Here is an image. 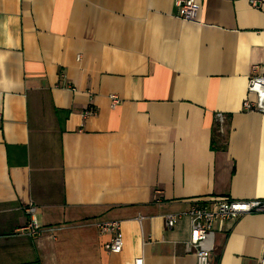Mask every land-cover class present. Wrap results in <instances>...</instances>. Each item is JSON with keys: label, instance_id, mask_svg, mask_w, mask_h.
<instances>
[{"label": "crops", "instance_id": "obj_1", "mask_svg": "<svg viewBox=\"0 0 264 264\" xmlns=\"http://www.w3.org/2000/svg\"><path fill=\"white\" fill-rule=\"evenodd\" d=\"M195 1L187 21L177 0H0V264H196L166 215L264 198V114L243 108L264 0ZM263 247L264 214L217 223L210 264Z\"/></svg>", "mask_w": 264, "mask_h": 264}, {"label": "built area", "instance_id": "obj_2", "mask_svg": "<svg viewBox=\"0 0 264 264\" xmlns=\"http://www.w3.org/2000/svg\"><path fill=\"white\" fill-rule=\"evenodd\" d=\"M251 4L259 7L258 0H250ZM180 15L184 20L195 21L199 7L195 0H177ZM113 103H118L119 98L112 96ZM246 111H256L264 114V73H259L253 67L248 80L247 96L243 101ZM87 110L86 115L94 114ZM222 119V114L218 115ZM30 215V221L21 232L30 236H36L41 231L37 214V208L33 204L26 208ZM248 214H264V198L233 199L218 198L211 206L195 205L188 211L166 215L167 226L172 228L177 221L187 215L190 218V234L186 241V249L196 255V264H210L211 254L214 249V226L217 223L232 221ZM96 226L100 232L110 235L105 247L110 252H121L123 249V233L119 221H97ZM135 264H143L142 258H137ZM256 264H264V247Z\"/></svg>", "mask_w": 264, "mask_h": 264}]
</instances>
